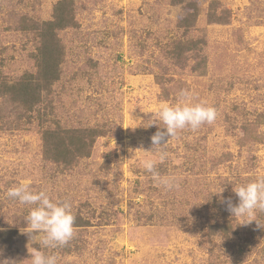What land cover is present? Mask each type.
<instances>
[{
    "label": "rangeland",
    "instance_id": "rangeland-1",
    "mask_svg": "<svg viewBox=\"0 0 264 264\" xmlns=\"http://www.w3.org/2000/svg\"><path fill=\"white\" fill-rule=\"evenodd\" d=\"M59 1L0 0V88L33 71L37 34ZM69 1L74 26L57 32L60 77L40 112L99 136L89 157L52 166L40 121L0 95V260L29 264L40 248V234L24 232L32 206L6 196L29 181L67 200L81 223L66 246L42 249L57 264H264V227L241 225L216 195L224 187L236 204L233 188L264 177V0H194L186 28L191 0ZM181 89L217 118L163 146L157 170L180 182L168 191L142 161L157 158L153 113ZM254 218L264 225V212Z\"/></svg>",
    "mask_w": 264,
    "mask_h": 264
},
{
    "label": "clouds",
    "instance_id": "clouds-1",
    "mask_svg": "<svg viewBox=\"0 0 264 264\" xmlns=\"http://www.w3.org/2000/svg\"><path fill=\"white\" fill-rule=\"evenodd\" d=\"M194 93L189 89H181L177 93L174 104L161 103L153 113L155 120L147 126L159 125L155 134L151 136L152 149L157 151V158H145L142 161L143 169L151 174L157 186L171 191L180 187L179 179L175 176H162L157 170V164L163 163L167 158V152L163 146L180 131L190 129L196 131L204 124H212L217 118V110L204 103L193 102ZM134 129V128H133ZM163 129V130H161ZM147 152V151H146ZM224 187L216 193L221 203L226 204L231 217L244 220L241 225H248L256 221L258 227H264L257 219V212H264V177L233 188L238 197V203L233 204L231 197H224ZM6 196L18 201L21 205L30 207L25 221L27 227L25 233L30 238L40 234V248H33L29 264H57L55 254H45L42 249H56L64 247L75 234V216L72 213V205L67 201L54 200L44 191H33L29 181L19 183L8 189ZM3 252L0 250V255ZM0 264H17L14 259H2Z\"/></svg>",
    "mask_w": 264,
    "mask_h": 264
},
{
    "label": "trees",
    "instance_id": "trees-1",
    "mask_svg": "<svg viewBox=\"0 0 264 264\" xmlns=\"http://www.w3.org/2000/svg\"><path fill=\"white\" fill-rule=\"evenodd\" d=\"M183 0H171L176 4ZM71 1L60 0L54 7L53 18L43 22L41 32L38 33V45L34 54V69L31 72H23L15 80L2 83L0 88L1 96H8L10 101L24 112L30 114L31 118L40 121L41 149L43 159L52 166L72 165L77 159L89 157L91 147L95 137L99 136V130L92 127H67L59 125L58 121L49 119L45 121L46 114L40 112L44 98L49 87L60 77L59 66L61 63V46L57 40V32L62 29L73 27L74 18L72 15ZM186 13L181 22L183 27L192 26L193 18L191 15L195 10V2L186 3ZM193 16V15H192ZM52 40H55L52 41ZM183 45L179 46V51L169 52L170 56L183 52ZM175 55L174 58H179ZM176 59L181 65L182 62ZM163 92V97L166 92ZM37 114L34 116V113ZM54 112L51 109L47 117H53ZM53 120V121H52ZM45 122V123H44ZM75 225H81L76 223ZM258 229V227H257ZM259 230V229H258Z\"/></svg>",
    "mask_w": 264,
    "mask_h": 264
}]
</instances>
